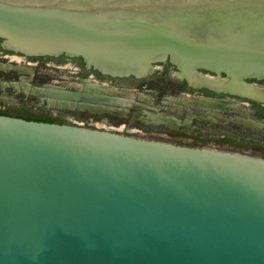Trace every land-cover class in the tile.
Listing matches in <instances>:
<instances>
[{"label":"water","instance_id":"water-1","mask_svg":"<svg viewBox=\"0 0 264 264\" xmlns=\"http://www.w3.org/2000/svg\"><path fill=\"white\" fill-rule=\"evenodd\" d=\"M0 45L118 78L168 62L264 102V0H0ZM16 82L0 79V100L17 104ZM88 84L31 88L73 108L101 99ZM0 264H264V157L0 114Z\"/></svg>","mask_w":264,"mask_h":264},{"label":"flooded vegetation","instance_id":"flooded-vegetation-1","mask_svg":"<svg viewBox=\"0 0 264 264\" xmlns=\"http://www.w3.org/2000/svg\"><path fill=\"white\" fill-rule=\"evenodd\" d=\"M1 57L8 59L20 58V63H22L23 67H27L30 69H33V67H28L30 65H35L38 68L47 65L56 67L55 63L61 59L75 62L77 64L76 67H72L70 65H67L66 67H70L74 70V72H77V76L75 78H65L64 81H95L98 83L97 86L100 87H95V89L93 90L87 89L88 91L86 90V92L92 94L95 93L96 95L100 96L101 99L94 102L90 101V103H87L88 105L83 104L81 106H76L73 108L65 106H60V108L49 107L50 109H54L57 112L55 113L56 115H54V113L52 114L51 111L47 109L46 105H44L45 107L42 108L22 105L21 103L24 100H22L19 104L17 103L16 105L7 104L4 101L0 100V109L6 107H24L31 111H44L46 114L50 115L53 118H58L64 123L97 127L100 129H106L109 131H115L134 136L140 135L145 137L149 135L156 137V139L158 140H165L173 142L175 144L189 146H213L210 141L216 140H223L227 144H232L227 137H233L238 142H242L244 148L246 147L248 150L250 149V151H253V153H255L256 155L264 157V102L242 99L230 94L217 92L214 89L208 87H194L192 85H189L186 80H179L173 76V73L176 72V68L168 62L158 64L155 71L144 78H118L102 75L95 70L86 68L83 62L78 58H68L65 56L26 57L5 50L0 45V58ZM20 63L14 62L15 65ZM199 72L203 74L201 75L204 78H217V76L213 73L207 71ZM41 73L45 75V78H43L42 82L35 81L34 77L30 82H22L23 79H20V77L21 75L25 74L18 73L17 71H15L14 73H7L6 71L0 70V79H4L7 81H17L21 84L22 87L26 88V97L34 98L35 94L33 93L35 92L31 88V86H34L33 84L36 83L38 85H51V83H53L49 81L45 82L44 80L49 75H51L50 73L44 70ZM6 74H9V76H6ZM174 83L177 85L176 87L171 85ZM254 83L264 87V80L255 81ZM105 84L107 85V87H102L105 86ZM62 87L65 89H76L67 88L64 86ZM9 90H13L12 86L9 87ZM17 90L18 91L15 90V94L23 93V89L18 88ZM178 94H183V96H196L203 99L227 98L241 102H248L251 105L254 113H256V115L260 118L258 120V127L259 129H261V132L259 131V134L256 135L242 132L240 133V135L236 133V130L238 129H233L235 131L232 132L230 130L219 128L208 122H205L203 119L199 118L196 115L186 117L184 115L185 112L180 114H173L172 111L169 110V108L172 107L165 106L166 104L164 103L168 99L167 95L171 97ZM25 95L23 97H25ZM148 97L150 99L149 103H147V100H149ZM63 102L70 103L73 101L64 99ZM182 105L181 108H178V110L180 109L181 111L184 108H188L184 104ZM67 112L80 113V115H82L83 117L78 121L68 116L66 114ZM12 116L24 118L25 115L21 114ZM170 135H176V138H171ZM251 148L254 149L251 150Z\"/></svg>","mask_w":264,"mask_h":264},{"label":"rangeland","instance_id":"rangeland-1","mask_svg":"<svg viewBox=\"0 0 264 264\" xmlns=\"http://www.w3.org/2000/svg\"><path fill=\"white\" fill-rule=\"evenodd\" d=\"M8 61L12 64H14V61H10V59H8ZM48 63V61H47ZM56 67L55 66H50V65H47V66H43V67H36L35 65H30L28 67H33V76L32 78L34 77V80L37 81V82H42L43 81V78H45L41 72L44 70L48 73H50L51 75H49L45 80L46 81H49V82H53L51 83V85H59V86H64V87H67V88H77L78 86V81H74L73 82V85H69L70 80H65V78H75L77 76V72H74V70L70 67H66L67 65H70L72 67H76L77 64L75 62H72V61H66V60H59L57 61L56 63ZM18 65H22V63L18 64ZM12 73H14L15 71H11ZM7 73H10V72H7ZM5 75V74H4ZM6 76H9V74H6ZM103 84V83H102ZM106 85V84H105ZM172 86L176 87L177 85L174 83V84H171ZM107 86V85H106ZM21 93H18V94H13L15 95V100L16 103H20L22 100H24L21 104L22 105H28V106H31V107H36V108H42V107H45L44 106V103L43 104H38L34 99L33 97H29L27 98L26 95H25V92H23L21 95H19ZM17 95V96H16ZM25 95V97H23ZM52 108V107H50ZM49 107H47V109H49V111H51V113L54 115H56L55 113H57L54 109H50ZM4 109V108H2ZM185 109V108H184ZM190 110H183L182 112H185L184 115L186 117H189V115H196L198 116V113L201 114L200 110L198 108L194 109V107H191L189 108ZM188 113V115H187ZM204 114V118L203 120L205 122H210L208 119H207V116H211V113L210 112H203ZM68 116L72 117L73 119L75 120H81V118L83 117L82 115H80V113H73V112H67L66 113ZM178 114V113H177ZM202 115V114H201ZM225 115H229V116H236L238 117V113L236 112H231V113H225ZM228 116V118H230ZM241 116V115H239ZM212 117V116H211ZM214 117V120H215V123H212L210 122V124L214 125V126H217L219 128H223V129H226V130H230L232 132H234L235 130L233 129H238L236 130V133L240 134V133H249V134H252V135H256L257 133H259L257 130H254L253 129V123L250 122V123H246V125H242V121H238L237 118L235 117H231L230 118V121H227L226 119H224L223 117H217V116H213ZM246 116H242L243 118V121H244V118ZM241 130H240V129ZM225 133V132H224ZM241 135V134H240ZM243 135V134H242ZM140 136V135H139ZM171 138H176V135H170ZM146 138H151L153 137L154 139H156V137L154 136H145ZM211 144H213V147L217 148V149H224V150H232V151H239V152H245L247 154H251V155H256L255 153H253V151H250V149L248 150L246 147L244 148V146H235V145H232V144H227L225 141L223 140H216V141H210ZM200 146H208V147H211V145H200ZM254 148H251V150H253ZM258 156V155H257Z\"/></svg>","mask_w":264,"mask_h":264},{"label":"bare ground","instance_id":"bare-ground-1","mask_svg":"<svg viewBox=\"0 0 264 264\" xmlns=\"http://www.w3.org/2000/svg\"><path fill=\"white\" fill-rule=\"evenodd\" d=\"M10 61H14V62H18L20 63V58H9ZM18 65V64H17ZM203 75V74H202ZM214 78V77H213ZM73 82H70L69 85H73ZM78 86L77 88H85V85L84 83H89L88 85V89L90 90H93L95 89V87L99 88L100 86H97L98 83L95 82V81H78ZM102 84V83H101ZM102 87H107L106 85L105 86H102ZM132 97V96H131ZM168 99L166 100V102L164 104H166L165 106H171L172 108H169L170 111H172L173 114H177L174 110H176L174 107L175 106H178L179 108H181V105L184 104L185 106H187L188 108H185L183 110H188L189 108L191 107H194V108H198L201 112L198 113V117L201 118V119H204L202 117H204V113L203 112H210L211 113V116H207V119L212 122V123H215V120H214V117L213 116H217V117H223L224 119H226L227 121H230V118L231 117H235L237 118L238 121H242V125H246V123H250L252 122L253 125V129L254 130H257L258 132L260 131L261 132V129H259L258 127V120L260 119L258 116H256L250 108H248V105L246 103H243L241 101H236V100H232V99H224L223 101H218V102H210V101H207L203 98H200V97H196V96H177V95H174V96H171L169 97V95H167ZM149 99V97H148ZM149 103L150 99L147 100ZM183 106V105H182ZM76 107V106H74ZM174 109V110H173ZM178 110V109H177ZM181 110V112L183 111ZM180 111V109L178 110ZM231 112H236L238 113V117L236 116H229V115H225V113H231ZM179 114V113H178ZM188 115V113H187ZM191 116V115H189ZM228 116L230 118H228ZM242 116H246L244 118V121H243V118ZM209 122V123H210ZM158 124V123H157ZM159 127V126H158ZM163 127V126H162ZM259 134V133H257Z\"/></svg>","mask_w":264,"mask_h":264},{"label":"trees","instance_id":"trees-1","mask_svg":"<svg viewBox=\"0 0 264 264\" xmlns=\"http://www.w3.org/2000/svg\"><path fill=\"white\" fill-rule=\"evenodd\" d=\"M14 113V114H11ZM0 114H5V115H21L24 114L25 119H31V120H37V121H45V122H57V123H64L63 121L59 120L58 118H53L50 115L46 114L44 111H31L29 109H26L24 107H19V108H9L6 107L4 109H0ZM230 141L235 146H243L242 142H238L236 139L233 137H227Z\"/></svg>","mask_w":264,"mask_h":264}]
</instances>
